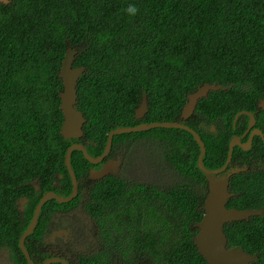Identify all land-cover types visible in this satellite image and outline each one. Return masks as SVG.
Segmentation results:
<instances>
[{
  "label": "trees",
  "instance_id": "16d2710c",
  "mask_svg": "<svg viewBox=\"0 0 264 264\" xmlns=\"http://www.w3.org/2000/svg\"><path fill=\"white\" fill-rule=\"evenodd\" d=\"M69 46L77 49L73 65L86 68L77 82L76 108L86 118L81 140L61 133L59 69ZM205 82L229 89L199 99L184 123L199 132L206 147L204 164L212 168L225 160L234 114L264 96V0L0 2V247L10 250L15 264H28L19 236L43 193L70 194L64 156L72 142L91 141L89 146L100 152L108 132L118 126L183 121L187 95ZM145 93L148 109L137 120L135 110ZM165 129L157 134L168 144L179 142L187 152L191 148L192 159L180 161L172 154V164L187 174L195 167L204 194L191 185L165 190L157 182L138 185L104 177L87 198L86 210L105 242L100 257H81L80 264H134L141 255V264H208L193 242L207 186L196 165L199 147L185 129ZM135 133L115 135L113 143L133 139ZM71 166L78 180L91 163L75 149ZM259 176L263 172L233 175L236 195L227 206L263 212L224 226L228 246L256 253L251 264H264V181ZM21 197L28 198L23 210ZM78 199L43 204L25 240L30 255L51 210L73 207ZM31 257L36 263L46 258Z\"/></svg>",
  "mask_w": 264,
  "mask_h": 264
},
{
  "label": "flooded vegetation",
  "instance_id": "af4514ba",
  "mask_svg": "<svg viewBox=\"0 0 264 264\" xmlns=\"http://www.w3.org/2000/svg\"><path fill=\"white\" fill-rule=\"evenodd\" d=\"M222 86V90L229 89L227 86ZM236 114H238L237 117ZM203 127H207V125H204ZM232 127L234 131L231 134L230 139L232 137L238 138L239 142L236 141V144L233 146L232 155L227 165L222 171L216 173V176L220 177L221 175H224L228 178V191L234 196L236 195V191L231 189V177L233 175L258 171L263 172L264 175V139L262 138V135L264 136V96L258 97L253 103H250L238 110L232 119ZM208 128L213 133L217 131L214 124H209ZM194 130L199 134L196 129ZM204 133L206 136H209L208 132L204 131ZM82 136L83 134L79 136L78 139L81 140ZM161 140L166 142L163 137ZM137 142L138 140L136 138H128L127 140L118 139V144H114L112 142L108 150L105 151L107 144L106 139L105 146L100 152L89 146L92 143L91 141H87L86 144L82 143L91 156L95 158L101 156V158L97 162L89 161L91 166H87L85 175L78 179V192L76 196L79 195L80 199L77 200V203L70 208L67 207L51 210L50 214L47 216V220L44 223L40 240L34 241V251L32 250L33 253L31 256L46 258L62 257L68 261V264H80L82 259L81 257H85V260H90L89 258L91 257H100V246L101 244H104L105 241L101 237L103 234L100 228L98 229L94 218L86 210V201L91 192L94 190L96 183L101 181L106 176L113 175L124 179L127 178L129 180H133V182L138 185L154 184V182H157L158 185L164 187L165 190L170 189L176 184H184L186 186L191 185L196 189V192L199 195L204 194L201 184H198L201 180V175L197 172L195 167H193V174H187L186 169L181 171L172 164L171 158L174 151L170 146L164 144V146L153 148L151 155L152 163L150 169H148L150 165L147 163V161H139L138 155L132 153ZM195 142L197 143L196 140ZM229 142L227 154L222 165L218 167H210L208 169H217L225 164L229 152ZM93 145L95 144L93 143ZM184 149V152L180 155V161H182L184 158L192 159L194 156L191 154V148H189L187 152V146L184 145ZM199 152L196 156V165L198 169H200L198 167ZM161 154L163 163L158 167L157 158ZM129 160H131L132 163ZM106 164H112L114 168H111L109 172L102 177L93 176V171L103 168ZM142 164L145 166L147 173L141 172ZM228 174L231 176L228 177ZM259 178L264 181V177L259 176ZM206 182L207 186L204 188L206 189L205 194H208L210 190L207 179ZM27 201L24 203V205L27 203ZM201 208H204V204L203 206H200V209ZM23 209L24 207L20 210ZM35 227L33 228V231L35 230ZM119 231L120 230H118V241L122 239ZM133 254L138 256L139 250H134ZM146 255L151 257V253L149 252H147ZM141 256L144 257V255ZM141 256L139 258L136 257L137 259H134V264H141L143 261ZM12 257L14 256L7 247H0V264H15ZM118 257H122V253L119 250ZM118 264L122 263L118 262Z\"/></svg>",
  "mask_w": 264,
  "mask_h": 264
},
{
  "label": "water",
  "instance_id": "95a60500",
  "mask_svg": "<svg viewBox=\"0 0 264 264\" xmlns=\"http://www.w3.org/2000/svg\"><path fill=\"white\" fill-rule=\"evenodd\" d=\"M7 3L8 0H0ZM77 49L73 46L66 48L63 59L61 61L59 69V77L62 79L63 89L60 91V109L63 114V121L61 125V133L66 138H78L83 134V124L86 122V118L83 113L78 110L75 105L77 103V82L79 78L85 72L84 66H74L73 63L76 58ZM223 88L222 85L217 83L205 82L198 86L196 90L187 95V101L181 110V118L186 120L194 111L199 99L208 95L210 91H216ZM147 95H142L140 105L136 108V117H141L147 110ZM238 114H236V117ZM235 117V118H236ZM235 122V119H234ZM155 127H173L182 128L192 133L194 139L197 141L200 152L198 155V167L203 171L208 180L209 193L204 200V214L202 218L195 223L197 227V233L193 237L194 245L197 247L198 252L208 262V264H251L256 260V253H249L243 247L238 245L228 246V240L224 226L226 223H230L234 220L246 219L254 214H261L263 209L255 208H237L227 207L226 202L232 193L228 191V178L226 176H216V173L222 171L227 165L231 155L234 144L239 142L238 138H231L229 142V152L225 164L217 169H208L203 162V156L205 154V144L199 134L190 126L184 124L181 121H152V122H140L130 126H118L110 130L107 136V144L105 151L111 145L112 137L115 134L125 132H135L139 130H147ZM264 139V136L262 135ZM244 147V146H243ZM245 148V147H244ZM80 150L84 157L90 162H97L101 156H91L85 146L80 142H72L66 149L64 156V164L67 168L69 176L72 182L71 193L67 196L59 195L53 190L45 192L39 199L32 217L23 230L18 239L19 247L25 256L28 264H51L54 262H61L68 264V261L62 257H47L41 263H36L28 249L25 246L26 237L33 232V228L37 224V219L43 204L50 199H55L59 203L68 202L74 198L78 192V181L74 170L71 166V153L73 150ZM111 168H114L112 164H106L103 168L92 172L93 176H104L109 172ZM231 176L228 174V177ZM36 187V185H35ZM27 201L26 197H22L18 200L19 208L24 207V203Z\"/></svg>",
  "mask_w": 264,
  "mask_h": 264
},
{
  "label": "rangeland",
  "instance_id": "374dc122",
  "mask_svg": "<svg viewBox=\"0 0 264 264\" xmlns=\"http://www.w3.org/2000/svg\"><path fill=\"white\" fill-rule=\"evenodd\" d=\"M122 121H126V120H122ZM160 131H168V130L165 129V127H155L147 130L136 131V133L133 135V138H136L138 142L135 148L133 149L132 153L138 155L139 161L144 162V160H146L147 163L150 165L148 169H150L152 163L151 155L153 152V148H158L159 146H164V144H166L167 146H170L172 148V150L174 151L173 154H175L179 160L181 159L180 155L185 150L184 146L179 142L168 144V141L166 142L162 141L161 140L162 137H160V135L157 134ZM129 161L132 163L131 160ZM162 163H163V158L161 154L157 158L158 167L162 165ZM141 172L147 173V170L143 164H142Z\"/></svg>",
  "mask_w": 264,
  "mask_h": 264
},
{
  "label": "clouds",
  "instance_id": "9594fccd",
  "mask_svg": "<svg viewBox=\"0 0 264 264\" xmlns=\"http://www.w3.org/2000/svg\"><path fill=\"white\" fill-rule=\"evenodd\" d=\"M1 2V1H0ZM8 2H9V0H8ZM7 2V3H8ZM4 3V2H3ZM129 12H135V9L134 8H129ZM146 94V93H145ZM147 95V94H146ZM206 97V96H205ZM147 101H148V99H147ZM140 105V104H139ZM138 105V106H139ZM75 107H76V105H75ZM147 109H148V104H147ZM79 110V109H78ZM136 111V110H135ZM82 112V111H81ZM146 112H147V110H146ZM145 112V113H146ZM145 113H144V115H145ZM84 115V114H83ZM144 115L143 116H141V117H136V114H135V118L137 119V120H141L142 119V117H144ZM85 117V116H84ZM183 120V119H182ZM181 122H183L184 123V120L183 121H181ZM140 123V122H139ZM185 124V123H184ZM84 125V124H83ZM135 125V124H134ZM187 125V124H186ZM165 128H167V127H165ZM169 128H171V127H169ZM182 129V128H181ZM82 130H83V127H82ZM187 131V130H186ZM110 132V131H109ZM109 132H108V134H109ZM136 132V131H135ZM189 132V131H188ZM125 133H129V132H125ZM190 133V132H189ZM108 134H107V136H108ZM120 134H123V133H120ZM115 135H119V134H115ZM115 135H113V137L115 136ZM113 137H112V142H113ZM112 142H111V144H112ZM206 148V147H205ZM205 151H206V149H205ZM204 157V156H203ZM204 162V161H203ZM204 174V173H203ZM206 177V176H205ZM207 179V178H206ZM78 181V180H77ZM72 183V182H71ZM72 190V189H71ZM71 193V192H70ZM209 193V192H208ZM44 194V193H43ZM208 194H206V196H207ZM235 196V195H234ZM232 197H233V195H232ZM231 198V196L228 198V200ZM73 199V198H72ZM71 199V200H72ZM70 200V201H71ZM228 200H227V202H228ZM227 202H226V206H227ZM204 204V203H203ZM228 207V206H227ZM197 233V232H196ZM194 237V236H193ZM208 263V262H207Z\"/></svg>",
  "mask_w": 264,
  "mask_h": 264
}]
</instances>
